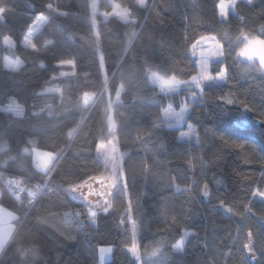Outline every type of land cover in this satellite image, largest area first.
<instances>
[{
    "label": "trees",
    "instance_id": "16d2710c",
    "mask_svg": "<svg viewBox=\"0 0 264 264\" xmlns=\"http://www.w3.org/2000/svg\"><path fill=\"white\" fill-rule=\"evenodd\" d=\"M92 2L113 100L117 86L124 84L113 116L118 144L127 151L125 183L111 182L116 192L100 211L66 193L65 187L70 181L81 185L106 175L92 160L102 135L107 139V129L100 130L107 94L83 113L87 137L77 129L78 139L68 141L65 133L81 113L61 111L81 89H103L95 46L84 39ZM218 3L147 0L141 8L137 0H0V107L13 97L25 108L24 116L0 112V145H6L0 147V204L17 214L11 237L15 239L3 264H20L12 254L17 244L37 245L40 264H99V248L105 245L112 246L105 264H140V258L142 264H251L244 249L248 234L255 241L259 264H264V126L259 124L264 125V73L241 60L226 37L244 31L264 38V0H240L227 20L220 18ZM46 4L69 15L50 12ZM41 12L50 19L34 36L41 51H33L23 40ZM52 35L56 46L45 49L43 40ZM205 36H214L223 46L224 58L212 63L211 71L218 75L225 70L227 83L206 86L201 94L181 90L169 96L147 83L152 72L181 81L196 76L191 49ZM5 37L14 47L4 43ZM5 57L19 58L20 71L6 67ZM66 58L77 63L71 78L60 72L73 69L56 62ZM55 85L69 94L63 102L59 93L45 91ZM184 99L186 125L197 130V137L186 142L179 139L186 127L163 116L169 104L179 108ZM31 139L41 149L59 152L46 184L43 177L49 171L37 168ZM10 176L21 177L29 188L45 184L35 206L27 207V191L16 199L6 180ZM204 185L212 192V204L201 198ZM65 212L70 215L64 217ZM132 219L139 225L140 256L128 251L134 244ZM184 230L191 233L179 253L173 246ZM159 245L164 256L146 262V255Z\"/></svg>",
    "mask_w": 264,
    "mask_h": 264
},
{
    "label": "rangeland",
    "instance_id": "374dc122",
    "mask_svg": "<svg viewBox=\"0 0 264 264\" xmlns=\"http://www.w3.org/2000/svg\"><path fill=\"white\" fill-rule=\"evenodd\" d=\"M239 1L240 0H219L218 9H219L220 18L222 20H227L229 17V14L234 12L235 6ZM247 1H250V0H247ZM124 18H126V16H124ZM37 23L38 21L36 18V21L31 25L30 29H33ZM45 24L43 25V27L45 26ZM43 27L39 28L36 32L33 33V36H32L33 42H34V36ZM29 30L25 38L28 36ZM98 30H99V27H98ZM226 37L230 45L232 47H235V49L237 50V56L241 60L246 61L247 64L252 65L255 69L260 70L261 72L264 73V38L258 35L244 32V31L236 33V34H229V35H226ZM191 54L196 60V64H197L198 73L196 76H194L190 80L181 81L174 77L173 78H163L157 75L160 78L161 82L168 81L167 84H164V89H166L165 91H162L160 82L152 83V84L156 85L163 94L169 96V95L177 94L181 90H195L199 94H201L203 89L206 86H215V85L227 83V73L225 70L218 75L212 74V71H211L212 63L220 61L224 58L223 46L220 44V42H218V40L214 36H205L201 38L200 40H198L196 44L192 46ZM17 59H11L9 57H5L4 64L5 66L8 64H14ZM189 96L190 98H192L194 95L191 94ZM8 104L1 106L0 108H4L8 106ZM182 108L184 109L183 117L179 121H177L174 116H171V115L168 117L165 116L166 111H170L171 113H178V112H181ZM187 112H188V108L186 107L185 99L181 107L176 108L175 106L169 104L163 111V116L166 121H168L169 123L175 126H179L182 128L186 127L180 132V136H179V139L184 142L191 141L197 137L196 127L191 124H188V126L186 125L185 118H186ZM185 133H191V134L185 135ZM31 141H33L34 143H32V148L30 149V152L32 153L34 162L40 171L41 169L38 166L39 163L41 167H43V161L45 159H52V154H55V159L53 160L52 164L49 167V170H50L54 162L57 160L59 156V152L41 149L35 145V141L33 139H31ZM105 143L109 144V147L112 149L113 152L117 148L122 150L118 144L116 129H115V136L111 138V143H109L107 139L105 140ZM110 179L113 184H119V181H122L123 183H125V172L123 176L111 177ZM261 196H262L261 198H264V193H261ZM16 218H17V214L14 211L0 204V243H7L11 239L15 231V219ZM131 227H132V235H133L134 244L132 247L128 249V251L131 254L140 256L139 241H138L139 240V237H138L139 236V225L133 219H132ZM190 233H191L190 230H184L182 237L173 246L176 252L180 253L184 250V245ZM176 246H179V251L176 250ZM111 253H112V246H109V245L101 246L98 252L99 261H100L99 264H105V262L110 259ZM163 256H164V247L159 245L155 247L149 254H147L144 260L146 262H156ZM139 262L140 264L143 263L141 258Z\"/></svg>",
    "mask_w": 264,
    "mask_h": 264
},
{
    "label": "snow or ice",
    "instance_id": "6c2138e0",
    "mask_svg": "<svg viewBox=\"0 0 264 264\" xmlns=\"http://www.w3.org/2000/svg\"><path fill=\"white\" fill-rule=\"evenodd\" d=\"M90 7H91V24H90V28H89V34L87 36H85L84 39L90 45L95 46V49H96V52L98 55V66L100 69V77H101L103 89L100 93H97L95 91H88V90L81 89L82 94L76 95V98L74 100L70 101V104L67 107V109L69 111H71L72 109H76V110L80 111L81 116H80L79 120L73 121V126L69 127L65 133L66 136L74 135V133L77 130V128L74 127V125H77L78 123H81V122L85 123L83 113L90 111L96 105L98 100H102L104 98L105 94H107V103H106L105 114H104L105 126L107 127V129H110L111 131H115V129L117 127L116 121H115L114 116H113V109L119 103L120 98L117 97L116 91H115V99L113 100L112 94L108 89L109 77H108L107 71L105 70V58H104L103 54L100 52V43H101V39H102V34L98 30V25H97V20H96L97 6L94 2H92ZM37 21H38V23L35 25V27L33 29L29 30L28 36L23 41L25 47L30 48L33 51L35 50V48H34L35 43L32 40L33 33L36 32L39 28L43 27V25L46 23V21L44 19L38 18V17H37ZM4 43L8 44L10 47H14L13 40L10 37H5ZM65 65L70 66L73 69V71L72 72L61 71L60 76L68 77V78L76 76V74H77L75 71V69L77 68L76 60L74 58L60 59L58 66L63 67ZM21 66H22V61H20L19 59H17L14 64L6 65V67H9L13 72L20 71ZM85 75H87V74H85ZM150 75H151V78L153 80V83L160 82L162 91H165L166 89H164V84H167L168 81H162L161 82L160 78L157 76V73H155V72H152ZM55 80H56V77L53 76V81H55ZM45 91L46 92L59 93V98L61 99V102L64 101V98L66 95H69L65 92L64 88L61 87L60 85H55L53 87L45 88ZM228 102L231 103V101H228ZM0 112L11 113L13 116H24L25 108L23 105L16 103V100L13 97H10L8 106H6L4 108H0ZM36 115H39V114L37 113ZM49 115L51 116L52 113L49 112ZM170 115L174 116L175 119L177 121H179L183 117V112H178V113H171L170 111L165 112L166 117H168ZM190 134L191 133H185V135H190ZM29 143L31 144L34 142L29 141ZM5 146L6 145H0V147H5ZM98 150L101 154L107 155V156H111L112 152H113L112 149L109 147V144H106L105 142L99 143ZM23 151L25 153H28L29 149L26 147V148H24ZM54 159H55V154H52V159H45L43 161V167H41V165L39 163L38 166L40 167L41 171L44 173H47L49 170V167L52 164ZM0 179H4V177L2 175H0ZM6 180H7V183L9 185H11L13 189H18L19 192L27 191L28 194H31L32 198L36 197V191L33 188L27 187L24 180L21 177L11 176V177H7ZM73 187L76 189L75 192H78L79 188L81 186L74 185ZM178 248H179V246H178Z\"/></svg>",
    "mask_w": 264,
    "mask_h": 264
},
{
    "label": "clouds",
    "instance_id": "9594fccd",
    "mask_svg": "<svg viewBox=\"0 0 264 264\" xmlns=\"http://www.w3.org/2000/svg\"><path fill=\"white\" fill-rule=\"evenodd\" d=\"M138 5L143 8L146 6L147 0H137ZM46 9H48L50 12H57L59 16L61 17H67L69 15V12L65 11H59L58 9L54 8L52 4H46L44 5ZM38 18H42L46 21V23L49 22V17L45 15V13L41 12L38 15ZM107 18V16H105ZM125 24L129 23L128 20L123 21ZM59 24V21H57ZM132 23H135L133 20ZM69 35H73V33H69ZM56 46V38L54 35L48 36L43 40V47L46 49L48 47H55ZM35 50L34 51H41V48L37 47V45H34ZM59 63V60L56 61ZM40 67H44L43 62H41ZM150 72V69L145 70V74L148 75ZM147 83H153V80L151 78V75H148V81ZM124 91V84L121 83L117 86L116 89V95L117 97H121V93ZM49 107H51V104H49ZM62 112L68 113L70 112L67 108H62ZM184 109H181V112H183ZM104 114H105V108L103 112V116L101 118V133L104 132L105 128V122H104ZM79 130V135L81 137H87L88 132L85 130L84 123H78L77 125H74ZM115 136V131H111L110 129H107V141L111 143V138ZM68 141H75L78 139V137L75 135H69L66 136ZM105 137L102 135L101 139L96 145L95 148V157L92 160V163L96 165L97 169L101 174H107L109 178L111 177H117V176H123L124 170H123V158L127 155V151H122L119 148H117L114 152H112L111 156L103 155L98 150V145L101 142H105ZM160 147H163V144L160 145ZM63 151V149H61ZM53 170H49V172L43 177L45 180V184L51 179ZM45 184H35L32 186V188L36 191V197L32 198L31 194H28L29 199L27 200V207H33L35 206L38 197L41 195V189L45 187ZM75 184L74 181H70L66 187L65 191L69 195L74 193L76 189L73 187ZM179 185H176V189L179 190ZM10 191V190H9ZM3 190H0V195H3ZM204 195L207 196L208 192L205 191ZM17 200H19V196L16 197ZM70 213L65 212L63 214L64 217H68ZM75 215H79V212L75 213ZM94 215V214H93ZM93 223H95V220H93ZM63 234V233H61ZM15 239V236H13L12 239H10L7 243H0V264H3V261L8 254L9 248L12 246L13 241ZM176 250L179 251L178 246H176ZM12 254L18 256L20 264H40L41 260V251L37 245H29V246H22L17 244L14 248H12Z\"/></svg>",
    "mask_w": 264,
    "mask_h": 264
},
{
    "label": "water",
    "instance_id": "95a60500",
    "mask_svg": "<svg viewBox=\"0 0 264 264\" xmlns=\"http://www.w3.org/2000/svg\"><path fill=\"white\" fill-rule=\"evenodd\" d=\"M259 124L264 126L263 123ZM79 186H81L79 191L73 193L74 197L83 200L84 203L96 211L106 209L116 192V186L111 183L107 175L92 177ZM205 191L208 192L207 196L204 195ZM201 198L206 204H212L213 195L208 185L203 186ZM244 249L246 258L251 264L260 263V258L255 249V241L251 234H248V243Z\"/></svg>",
    "mask_w": 264,
    "mask_h": 264
},
{
    "label": "bare ground",
    "instance_id": "6f19581e",
    "mask_svg": "<svg viewBox=\"0 0 264 264\" xmlns=\"http://www.w3.org/2000/svg\"><path fill=\"white\" fill-rule=\"evenodd\" d=\"M12 192L15 194L16 197L19 196V199L21 198V193L22 192L14 191L13 189H12Z\"/></svg>",
    "mask_w": 264,
    "mask_h": 264
},
{
    "label": "built area",
    "instance_id": "2783aa9c",
    "mask_svg": "<svg viewBox=\"0 0 264 264\" xmlns=\"http://www.w3.org/2000/svg\"><path fill=\"white\" fill-rule=\"evenodd\" d=\"M10 177H11V176H10ZM11 189H13L12 186H11ZM13 190H14V191H19L18 189H13Z\"/></svg>",
    "mask_w": 264,
    "mask_h": 264
}]
</instances>
